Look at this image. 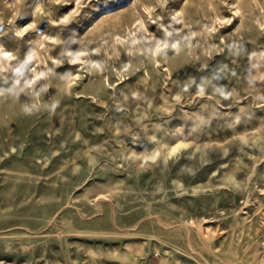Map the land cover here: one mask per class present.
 <instances>
[{"label":"rangeland","instance_id":"rangeland-1","mask_svg":"<svg viewBox=\"0 0 264 264\" xmlns=\"http://www.w3.org/2000/svg\"><path fill=\"white\" fill-rule=\"evenodd\" d=\"M184 1L0 0V264H264V9Z\"/></svg>","mask_w":264,"mask_h":264},{"label":"bare ground","instance_id":"bare-ground-1","mask_svg":"<svg viewBox=\"0 0 264 264\" xmlns=\"http://www.w3.org/2000/svg\"><path fill=\"white\" fill-rule=\"evenodd\" d=\"M159 2H162V1H164V0H158ZM256 2L255 3V6L257 5L258 7H259V9H260V11L261 10H263L264 9V0H233V4L235 5V8H234V10H235V12H236V14H239V15H241V18H242V11H243V7H244V4H245V2L248 4V7H250V9H252L253 8V2ZM202 2H204V3H202ZM201 3H202V7H203V11H204V19H205V22H203V24L205 25V26H207V27H209V24H208V22L206 21V17H208V18H210V20L214 17L213 16V11L212 10H210V6L212 5L215 9H213V10H215L216 12H218L217 11V9H218V3L217 2H214L213 0H201ZM193 5L195 6V4H194V1L193 0H185L184 1V3H183V5H182V8H181V11H182V13H183V19H188L189 18V16H190V12H189V10H191V7H193ZM177 13H178V10H175ZM194 13V12H193ZM253 15V14H252ZM254 16V15H253ZM190 18H192V17H190ZM212 23H210V25H211ZM36 42H38V40H37V38L35 37V39H34V42H32V44H31V46H30V48H34V47H36ZM171 61H169V63H170ZM168 63V62H167ZM173 62H171V64H172ZM170 64V65H171ZM172 66H174L173 64H172ZM5 68V67H4ZM171 68V67H170Z\"/></svg>","mask_w":264,"mask_h":264}]
</instances>
